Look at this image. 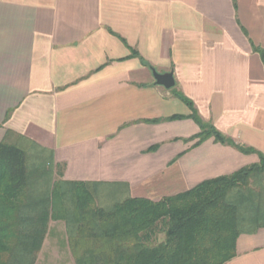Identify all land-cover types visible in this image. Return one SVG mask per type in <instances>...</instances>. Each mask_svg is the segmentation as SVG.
Returning <instances> with one entry per match:
<instances>
[{
	"label": "crops",
	"instance_id": "obj_1",
	"mask_svg": "<svg viewBox=\"0 0 264 264\" xmlns=\"http://www.w3.org/2000/svg\"><path fill=\"white\" fill-rule=\"evenodd\" d=\"M179 96L256 153L212 137L194 146ZM0 142L43 148L64 180L123 183L151 201L257 164L264 0H0ZM226 264H264V228Z\"/></svg>",
	"mask_w": 264,
	"mask_h": 264
},
{
	"label": "trees",
	"instance_id": "obj_2",
	"mask_svg": "<svg viewBox=\"0 0 264 264\" xmlns=\"http://www.w3.org/2000/svg\"><path fill=\"white\" fill-rule=\"evenodd\" d=\"M200 132L242 154L203 123L179 96ZM174 116L171 119H182ZM0 142V264H35L49 222H62L74 264H226L241 235L264 228V157L230 175L157 201L131 197L123 183L67 181L48 153Z\"/></svg>",
	"mask_w": 264,
	"mask_h": 264
},
{
	"label": "rangeland",
	"instance_id": "obj_3",
	"mask_svg": "<svg viewBox=\"0 0 264 264\" xmlns=\"http://www.w3.org/2000/svg\"><path fill=\"white\" fill-rule=\"evenodd\" d=\"M154 189L158 190L157 187ZM48 228L49 237H47L42 253L37 256L39 261L36 264H70L63 223L50 221Z\"/></svg>",
	"mask_w": 264,
	"mask_h": 264
},
{
	"label": "water",
	"instance_id": "obj_4",
	"mask_svg": "<svg viewBox=\"0 0 264 264\" xmlns=\"http://www.w3.org/2000/svg\"><path fill=\"white\" fill-rule=\"evenodd\" d=\"M155 84L165 89H171L174 87V80L172 73L159 74L156 71H152Z\"/></svg>",
	"mask_w": 264,
	"mask_h": 264
}]
</instances>
